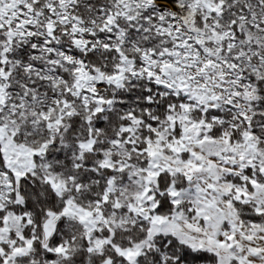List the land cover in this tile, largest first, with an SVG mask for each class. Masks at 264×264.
Wrapping results in <instances>:
<instances>
[{"label": "snow or ice", "instance_id": "snow-or-ice-1", "mask_svg": "<svg viewBox=\"0 0 264 264\" xmlns=\"http://www.w3.org/2000/svg\"><path fill=\"white\" fill-rule=\"evenodd\" d=\"M0 264H264V0H0Z\"/></svg>", "mask_w": 264, "mask_h": 264}]
</instances>
